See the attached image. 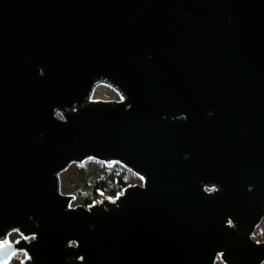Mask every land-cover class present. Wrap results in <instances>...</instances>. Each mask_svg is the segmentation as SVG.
I'll return each instance as SVG.
<instances>
[{
  "label": "water",
  "instance_id": "95a60500",
  "mask_svg": "<svg viewBox=\"0 0 264 264\" xmlns=\"http://www.w3.org/2000/svg\"><path fill=\"white\" fill-rule=\"evenodd\" d=\"M137 175L74 204L62 173ZM264 0H0V264H264Z\"/></svg>",
  "mask_w": 264,
  "mask_h": 264
},
{
  "label": "trees",
  "instance_id": "16d2710c",
  "mask_svg": "<svg viewBox=\"0 0 264 264\" xmlns=\"http://www.w3.org/2000/svg\"><path fill=\"white\" fill-rule=\"evenodd\" d=\"M129 179L130 172L123 166L116 164L109 169L101 164V171L98 174L83 172L74 194L83 206H90L102 199L116 198L130 186Z\"/></svg>",
  "mask_w": 264,
  "mask_h": 264
},
{
  "label": "rangeland",
  "instance_id": "374dc122",
  "mask_svg": "<svg viewBox=\"0 0 264 264\" xmlns=\"http://www.w3.org/2000/svg\"><path fill=\"white\" fill-rule=\"evenodd\" d=\"M101 162L96 160H88L82 164H73L67 170L62 173V176H65L64 179V188L68 192H74V189L77 187L78 183L82 179L83 172L85 174H98L101 171ZM104 165V164H103ZM105 166V165H104ZM130 183H142V180L132 172H130ZM76 196V195H74ZM74 204H81L79 199L76 196ZM258 237H264V220L258 227ZM17 255L13 258L10 264H17L19 262V257Z\"/></svg>",
  "mask_w": 264,
  "mask_h": 264
},
{
  "label": "flooded vegetation",
  "instance_id": "af4514ba",
  "mask_svg": "<svg viewBox=\"0 0 264 264\" xmlns=\"http://www.w3.org/2000/svg\"><path fill=\"white\" fill-rule=\"evenodd\" d=\"M17 255H21L20 257H19V262L17 263V264H21L22 262H24L25 260H26V255L25 254H23V253H20V254H17ZM16 255V256H17ZM15 257V256H14ZM13 257V258H14ZM13 260V259H12ZM10 264V263H9ZM216 264H223L220 260H218L217 261V263Z\"/></svg>",
  "mask_w": 264,
  "mask_h": 264
}]
</instances>
